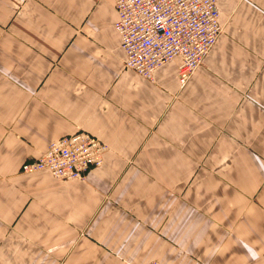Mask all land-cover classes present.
<instances>
[{"label":"crops","instance_id":"obj_1","mask_svg":"<svg viewBox=\"0 0 264 264\" xmlns=\"http://www.w3.org/2000/svg\"><path fill=\"white\" fill-rule=\"evenodd\" d=\"M236 1L224 25L264 16ZM116 19L115 0H0V264H264V20L182 87L179 60L126 68ZM79 131L109 144L102 166L22 172Z\"/></svg>","mask_w":264,"mask_h":264},{"label":"built area","instance_id":"obj_2","mask_svg":"<svg viewBox=\"0 0 264 264\" xmlns=\"http://www.w3.org/2000/svg\"><path fill=\"white\" fill-rule=\"evenodd\" d=\"M125 66L152 80L163 65L179 60L178 79L185 87L223 33L217 0H115ZM110 146L85 131L51 141L40 158L22 172H48L60 181L85 178L104 164ZM145 264H162L152 260Z\"/></svg>","mask_w":264,"mask_h":264},{"label":"rangeland","instance_id":"obj_3","mask_svg":"<svg viewBox=\"0 0 264 264\" xmlns=\"http://www.w3.org/2000/svg\"><path fill=\"white\" fill-rule=\"evenodd\" d=\"M218 1L220 2L221 0ZM236 2H238V0ZM249 10H254V9L251 7L249 8ZM223 16L226 24L224 25V30L221 37L224 36L231 38H242V37H246L247 35L249 38H262V29H261L262 26L260 25L264 20V16L253 13L239 14V15L223 14ZM252 33L254 34V37ZM260 49H264V48H255V52H254L255 60L256 62H261L260 63L261 68L259 70V74L261 76H264V56H262Z\"/></svg>","mask_w":264,"mask_h":264}]
</instances>
